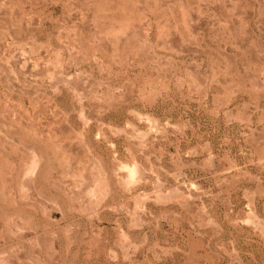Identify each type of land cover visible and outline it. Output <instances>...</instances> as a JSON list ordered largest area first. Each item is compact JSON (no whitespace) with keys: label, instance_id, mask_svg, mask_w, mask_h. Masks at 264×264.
Wrapping results in <instances>:
<instances>
[{"label":"rangeland","instance_id":"1","mask_svg":"<svg viewBox=\"0 0 264 264\" xmlns=\"http://www.w3.org/2000/svg\"><path fill=\"white\" fill-rule=\"evenodd\" d=\"M0 264H264V0H0Z\"/></svg>","mask_w":264,"mask_h":264},{"label":"bare ground","instance_id":"2","mask_svg":"<svg viewBox=\"0 0 264 264\" xmlns=\"http://www.w3.org/2000/svg\"><path fill=\"white\" fill-rule=\"evenodd\" d=\"M37 155V154H36ZM38 157V156H37ZM39 162H37V159H33L31 162H30V164L27 166V168H26V172H24V173H26V174H29V173H31V172H33L35 169H36V167H37V164H38ZM121 166V165H120ZM122 168V167H121ZM123 168H125L126 169V171H127V175H126V177L128 178V179H133L134 177H135V166H133V165H129V166H124ZM119 170V169H118ZM36 171V170H35ZM135 180V179H134ZM127 181V180H126ZM25 189V188H24ZM94 189V188H93ZM98 190V189H97ZM95 191V190H94ZM90 192V191H89ZM96 194H98L97 192H95ZM92 194H94V192L92 193ZM96 196V195H95Z\"/></svg>","mask_w":264,"mask_h":264}]
</instances>
